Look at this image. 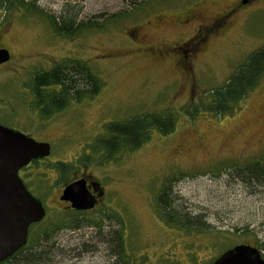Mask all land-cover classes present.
<instances>
[{
	"label": "rangeland",
	"instance_id": "rangeland-1",
	"mask_svg": "<svg viewBox=\"0 0 264 264\" xmlns=\"http://www.w3.org/2000/svg\"><path fill=\"white\" fill-rule=\"evenodd\" d=\"M23 1L37 10L10 8L3 19L0 10V46L10 53L0 67V122L48 143L50 154L22 173L46 214L29 227L20 257L41 251L36 264H211L246 244L264 259V178L249 176L256 163L264 168V73L229 112L209 109L212 90L264 47V0H152L138 11L130 7L140 0ZM188 10L199 20L182 27ZM44 14L105 22L66 37ZM202 20L223 24L210 29L186 67L159 55ZM67 60L87 66L99 90L42 118L31 106L30 78ZM164 113L174 116L171 132L152 128L135 149L98 151L96 140L110 123ZM59 162L69 166L65 181ZM81 177L100 181L104 197L73 213L58 197ZM163 188L200 230L164 221L156 202ZM72 216L81 229L62 227Z\"/></svg>",
	"mask_w": 264,
	"mask_h": 264
},
{
	"label": "trees",
	"instance_id": "trees-1",
	"mask_svg": "<svg viewBox=\"0 0 264 264\" xmlns=\"http://www.w3.org/2000/svg\"><path fill=\"white\" fill-rule=\"evenodd\" d=\"M150 1L152 0L135 2V4H132L134 9L130 7V10L138 11ZM10 8H25L27 11L37 10L33 4L26 3L23 0H0V10L3 11V14H1L2 19L5 12ZM128 15L130 13L115 14L111 16V19L115 21ZM44 16L48 18L53 31L57 35L66 37L73 36L82 29L100 28L104 24L102 22H105H77L75 15L71 14L60 16L44 14ZM263 73L264 47L251 52L242 67L232 74L223 86L212 90L209 109L219 114L229 112L233 109V105L242 101L246 93L252 90ZM28 87L33 98L31 106L42 118H47L53 113L64 109L71 101L79 102L84 97L91 98L99 90L98 80L89 68L79 61L70 60L58 63L49 70H41L33 73ZM174 120V116L171 113H164L159 114V116H135L124 122L110 123L105 128V135L100 136L96 140V144L99 147L98 151L109 154L116 153L124 148L128 150L135 149L148 138V133L152 128H156L161 134L171 132L174 127ZM67 167H69L68 163L59 162L56 164L57 173L62 181L67 179ZM72 172L73 175L77 173L74 170ZM249 176L251 179H263L264 168L256 163ZM165 190L163 188L156 199L164 221L168 225L179 229L187 231L200 230L201 226L197 218H191L187 214L175 209L172 203H170L168 199L169 195ZM73 213L79 212L73 211ZM74 219L73 216L64 217L66 222L62 223V227L71 231L81 229L84 224L78 223ZM203 229H206V227ZM43 234L46 235L44 232L41 233V238ZM40 252L21 257L17 256L18 254L19 256L21 255L20 252H16L5 263L15 261L19 258L15 264H36L40 260Z\"/></svg>",
	"mask_w": 264,
	"mask_h": 264
},
{
	"label": "water",
	"instance_id": "water-1",
	"mask_svg": "<svg viewBox=\"0 0 264 264\" xmlns=\"http://www.w3.org/2000/svg\"><path fill=\"white\" fill-rule=\"evenodd\" d=\"M8 60V50L0 48V64ZM49 154L48 143L0 124V262L26 243L28 227L45 216L40 199L26 189L18 171ZM60 200L69 201L72 208L80 211L92 209L96 202L84 179L67 184ZM211 264H264V259L257 249L241 244L227 249Z\"/></svg>",
	"mask_w": 264,
	"mask_h": 264
},
{
	"label": "flooded vegetation",
	"instance_id": "flooded-vegetation-1",
	"mask_svg": "<svg viewBox=\"0 0 264 264\" xmlns=\"http://www.w3.org/2000/svg\"><path fill=\"white\" fill-rule=\"evenodd\" d=\"M187 12H188V15H186L185 18H183V20H181V26L182 27H188L191 24L190 21L199 20L198 12H194L192 14H191V10H188ZM222 24H223V21L218 22V23L212 21L211 23H209V22H206L205 20H202L199 22V24L197 25V27L194 29V31L192 32V34L189 37H187L185 40L179 42L177 45L172 46V48H166L165 50L159 49V55L163 56L164 53L166 55H173L176 58V60L179 59V65L186 67L188 59H190L189 61L192 62L194 56H196L197 54L198 55L201 54L200 53V47L205 43L206 39L209 38L211 31H212L210 29L212 27L213 28L218 27ZM0 48H4V47L0 46ZM9 55H10V53H9ZM4 63H6V62H4ZM4 63L0 64V67ZM0 124H1V122H0ZM5 127H7V126H5ZM42 159H44V158H41L39 160H32V161H30V163L28 165L20 168L18 171V176L22 180V182L24 183V185L28 191H29V189H28V186L26 185L27 183L23 179L22 173L24 171L28 170L30 168V166L34 164V162H36V161L39 162ZM80 179L85 180V185H86L88 191L91 193V195H93L95 197V200H96L95 205H94V207H95L99 203V201L104 197V189H103L102 184L100 183V181H95V180H92L88 177H81ZM75 180H78V179L75 178L71 182H73ZM71 182H69V183H71ZM69 183H67V184H69ZM62 191H63V189H62ZM62 191L58 197L59 200H60V196L62 195ZM60 201L65 203V205L71 211H74V212L77 211L79 213L85 212V211L75 210L74 208H72L71 203L69 201H63V200H60ZM89 210H91V209H89ZM89 210H86V211H89ZM45 214H46V211H45ZM33 224H31L29 227H31ZM29 227H28V231H29ZM27 244H28V233H27L26 243L21 248H19L17 251H15L13 254H15L16 252H20V254H22L24 249L27 247L26 246ZM13 254L10 257H8L7 259H5L4 261L0 262V264H4L9 258H11L13 256ZM17 256H19V254Z\"/></svg>",
	"mask_w": 264,
	"mask_h": 264
}]
</instances>
